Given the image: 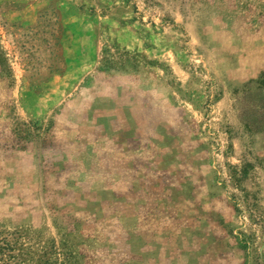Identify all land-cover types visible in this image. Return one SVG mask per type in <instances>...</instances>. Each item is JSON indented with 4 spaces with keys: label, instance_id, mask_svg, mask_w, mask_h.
<instances>
[{
    "label": "rangeland",
    "instance_id": "1",
    "mask_svg": "<svg viewBox=\"0 0 264 264\" xmlns=\"http://www.w3.org/2000/svg\"><path fill=\"white\" fill-rule=\"evenodd\" d=\"M0 264H264V0H0Z\"/></svg>",
    "mask_w": 264,
    "mask_h": 264
}]
</instances>
